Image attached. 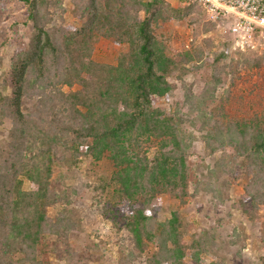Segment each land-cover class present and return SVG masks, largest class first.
Segmentation results:
<instances>
[{
	"label": "rangeland",
	"instance_id": "rangeland-1",
	"mask_svg": "<svg viewBox=\"0 0 264 264\" xmlns=\"http://www.w3.org/2000/svg\"><path fill=\"white\" fill-rule=\"evenodd\" d=\"M46 6L47 19L35 25L51 30L59 54L66 47L69 54L62 52L58 59L63 67L47 56L53 65L51 80L64 84V93H77V108L89 124L106 121L104 125L112 126L115 115L132 101L126 79L138 70L136 24L149 23L156 71L169 86L166 94L153 97L152 107L169 122V133L161 126L164 143L177 138L187 153L189 177L184 181L185 199L163 191L140 203L139 196L127 200L114 194L100 199L106 205L105 216L102 209L74 210L83 231L55 250L50 240L44 241L43 264H68L69 248L79 253L70 264H150L146 258L161 255L162 231L169 224L178 226L184 264H264V191L247 192V163L238 147L244 142V122L257 123L264 131V35L243 49L235 48L232 35L220 23L200 5L183 0H47ZM28 9L15 0H0L4 68L35 41ZM66 73L71 77L63 78ZM38 100L32 95L25 105L35 111ZM10 126L6 121L0 127V138L8 137ZM153 137L138 149L149 159L160 154L162 145L160 138L151 141ZM51 149L61 153L59 147ZM68 149L72 154L80 148ZM66 169L60 180L53 174L55 184H74V198L85 208L94 204L99 196L85 187L91 174L85 177ZM94 169L91 178L101 181L112 172L110 159L103 158ZM18 178L26 190L32 187L26 176ZM137 211H146L151 221L140 243L125 227V216ZM51 214L56 216L57 210Z\"/></svg>",
	"mask_w": 264,
	"mask_h": 264
},
{
	"label": "trees",
	"instance_id": "trees-1",
	"mask_svg": "<svg viewBox=\"0 0 264 264\" xmlns=\"http://www.w3.org/2000/svg\"><path fill=\"white\" fill-rule=\"evenodd\" d=\"M15 1L29 8L28 19L34 21L35 41L27 45L29 49L15 55L7 67L0 61V127L6 121L11 123L8 137L0 138V264H43L44 241L50 240L55 250L59 244H68L73 234L83 231L73 217L74 210L98 212L102 209L105 216L106 205L100 199L114 194L123 195L127 200L139 196L140 203H147L163 191L185 199L188 194L184 181L189 171L185 165L187 153L180 140L174 138L172 143H164L161 126L169 133L170 127L166 125L169 122L152 107L153 97L166 94L169 86L156 71L153 36L146 20L139 21L135 29L139 39L134 54L138 70L126 79L132 101L115 115L112 126L104 125L106 121L89 124L77 108V93L66 94L61 90L64 84L51 80L52 64L63 67L58 59L62 52L69 54L67 47L59 54V43L53 40L51 30L35 25L48 17L47 0ZM48 55L54 59L52 64L48 62ZM68 77L71 76L67 73L63 75ZM32 95H38L39 99L35 111L25 105ZM242 127L244 142L238 147L247 163L249 183L245 188L247 192L261 193L264 191V131H259L257 123L244 122ZM150 136H155L151 141L160 138L162 144L160 154L151 159L146 152L138 151L141 144L149 142ZM230 143L234 144L233 139ZM52 146L61 148V153L53 151ZM162 146L165 147L162 149ZM68 147L80 149L70 154ZM103 158L110 159L112 172L101 181L93 180L94 167ZM64 167L67 172H82L85 177L91 174L89 179L86 177L85 187L94 197H100L94 204L83 207L74 198L77 195L74 184H55L53 174L55 180H60ZM20 174L26 176L32 187L27 190L23 187V180L18 178ZM200 189L198 186L195 192ZM55 209L57 215L53 216L51 211ZM125 220V227L137 234L140 243V234L151 225L146 211L132 212ZM176 230L177 224H169V229L165 226L161 255L148 257L147 262L184 264L183 257H179L182 248ZM78 254L69 248L68 264Z\"/></svg>",
	"mask_w": 264,
	"mask_h": 264
},
{
	"label": "built area",
	"instance_id": "built-area-1",
	"mask_svg": "<svg viewBox=\"0 0 264 264\" xmlns=\"http://www.w3.org/2000/svg\"><path fill=\"white\" fill-rule=\"evenodd\" d=\"M200 5L233 37L235 48H245L264 35V0H183Z\"/></svg>",
	"mask_w": 264,
	"mask_h": 264
}]
</instances>
